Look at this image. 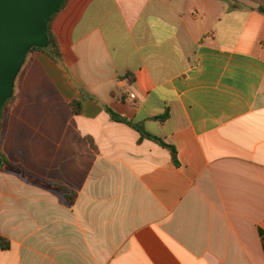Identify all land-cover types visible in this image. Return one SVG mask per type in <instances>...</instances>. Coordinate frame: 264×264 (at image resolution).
Segmentation results:
<instances>
[{"label": "crops", "instance_id": "crops-1", "mask_svg": "<svg viewBox=\"0 0 264 264\" xmlns=\"http://www.w3.org/2000/svg\"><path fill=\"white\" fill-rule=\"evenodd\" d=\"M259 7L69 0L1 117L0 264H264Z\"/></svg>", "mask_w": 264, "mask_h": 264}, {"label": "water", "instance_id": "water-1", "mask_svg": "<svg viewBox=\"0 0 264 264\" xmlns=\"http://www.w3.org/2000/svg\"><path fill=\"white\" fill-rule=\"evenodd\" d=\"M65 0H0V121L34 47L49 46L48 24ZM2 158L0 156V165Z\"/></svg>", "mask_w": 264, "mask_h": 264}, {"label": "trees", "instance_id": "trees-1", "mask_svg": "<svg viewBox=\"0 0 264 264\" xmlns=\"http://www.w3.org/2000/svg\"><path fill=\"white\" fill-rule=\"evenodd\" d=\"M69 0H65V2L63 3L62 7L60 8V10H58L50 19L49 24H48V37H49V46H47L46 48H38V47H34L32 48V50L30 51V53H42L47 55L48 57L52 58L56 63L60 64L63 61V57H62V53H61V49H60V45L59 42L56 38V36L54 35L51 25L53 20L57 17V15L65 8L66 4L68 3ZM233 3L237 2V0H231ZM260 1V7L259 10L264 13V0H259ZM13 101V96L7 100L4 109L6 107H8ZM71 107L74 111L75 114L79 115L82 112V106L81 103L79 101H73L71 103ZM106 111L111 115L112 119L116 122H121V123H125L135 129H137L141 135L142 138H148L150 140H153L154 142H156L157 144H159L160 146L170 150V152L172 153L173 159L174 161L177 163V152L176 150L168 145L167 143H165L162 139L151 135L150 133L137 128V126H135L132 122L128 121L125 117L121 116L120 114L116 113L115 111H113L111 108L107 107ZM166 117H163L162 120H166ZM0 134H1V121H0ZM0 156L2 158V164L0 165V170L3 171H14L15 168L11 165V163L8 161V159L5 157V155L0 151ZM54 189L61 191L65 194V198H66V202L69 205L74 204L75 199H74V195H70L68 193V190L62 186V185H56V187L54 186ZM12 247V243L11 241L0 235V250H9Z\"/></svg>", "mask_w": 264, "mask_h": 264}]
</instances>
